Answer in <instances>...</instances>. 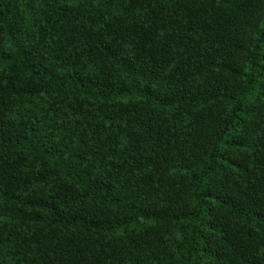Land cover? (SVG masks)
<instances>
[{
  "label": "trees",
  "instance_id": "obj_1",
  "mask_svg": "<svg viewBox=\"0 0 264 264\" xmlns=\"http://www.w3.org/2000/svg\"><path fill=\"white\" fill-rule=\"evenodd\" d=\"M0 264H264V0H0Z\"/></svg>",
  "mask_w": 264,
  "mask_h": 264
}]
</instances>
